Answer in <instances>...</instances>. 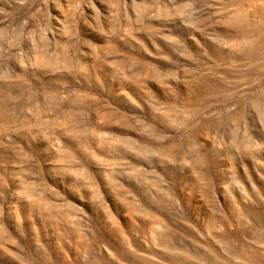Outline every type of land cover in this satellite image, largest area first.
Returning <instances> with one entry per match:
<instances>
[{
	"label": "rangeland",
	"instance_id": "374dc122",
	"mask_svg": "<svg viewBox=\"0 0 264 264\" xmlns=\"http://www.w3.org/2000/svg\"><path fill=\"white\" fill-rule=\"evenodd\" d=\"M0 264H264V0H0Z\"/></svg>",
	"mask_w": 264,
	"mask_h": 264
}]
</instances>
